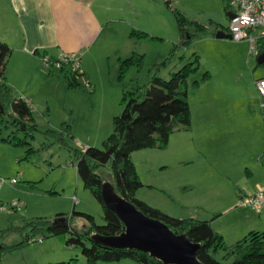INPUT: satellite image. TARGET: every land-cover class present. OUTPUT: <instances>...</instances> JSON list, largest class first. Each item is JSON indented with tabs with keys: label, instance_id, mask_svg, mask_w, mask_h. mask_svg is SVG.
<instances>
[{
	"label": "rangeland",
	"instance_id": "374dc122",
	"mask_svg": "<svg viewBox=\"0 0 264 264\" xmlns=\"http://www.w3.org/2000/svg\"><path fill=\"white\" fill-rule=\"evenodd\" d=\"M116 1L120 3V0ZM167 1L121 0V3L113 8L110 16L121 15L136 23V29L149 34L148 38H133L131 41L132 52L143 56V60L140 67L134 66L127 72L124 82L119 80L120 57L116 49L118 43H121L119 38L109 36L108 30L102 33L100 31L89 44L90 49L87 48L86 55L79 51L70 52L77 46L76 41H83L81 30L78 27L74 28L76 32L66 30L62 22L58 21L59 44L41 53H49V58L56 59L68 54L77 55L81 58V73L84 75L79 77L80 86L77 89H70L67 84L61 83L63 81L48 80L49 70L44 65L47 56L41 57L46 74L42 75L34 65L26 68L21 75L17 72V75L21 76L18 78L19 84L30 93L24 99L33 106L36 123L42 132L48 129L59 131L65 121L73 118V137L68 139L70 145L81 150L103 147L114 131L115 117L123 111L124 86L132 88L137 84L144 85L149 82L154 66L164 60L181 42L182 36L175 13L168 7ZM225 6V0H173V7L190 20L206 25L217 21L227 30L230 27V18ZM115 25L110 26L116 27ZM259 34L260 32H255V36ZM77 36L78 39L75 40ZM194 53H198L201 63L198 71L190 74L188 78L189 97L192 101L197 90L194 82L202 81L204 74L210 72L216 81L222 84L229 82L232 88L238 89L243 105L247 106L254 101L255 92L262 102L255 79L264 76V66L259 65L258 55L251 54V44L248 40L218 38L213 29L200 33L192 47L179 49L169 67L161 72V76L170 79L173 73L191 60ZM12 65L13 61L10 62L9 59V82L13 79ZM27 76L30 84L24 83ZM55 77L59 78L56 75ZM12 130L11 127L0 125V178L7 180L0 190V230L10 224H21L35 218L54 219L63 213L72 215L74 211L91 214L98 224H104V206L90 189L84 186L69 149L59 144L42 149L43 144L49 140L43 133H39L32 144L40 151L29 160L26 158L27 147L8 141L13 135ZM143 152L146 151H138L136 159H139ZM99 173L105 185L117 193L111 166L100 169ZM14 179L17 180L16 183L11 182ZM152 192L140 191L137 198L145 197L150 203L143 202L154 208H157L153 206L156 203L174 214L157 208L160 211L181 219L177 215L184 213L174 207L176 203H170L169 197L161 192ZM14 202L22 203L24 207L12 209L11 204ZM3 206L6 207L4 211L1 210ZM230 220L228 216L221 222L226 226ZM72 224L79 230L88 228V222L81 217H75ZM20 241V237L12 236L7 243L17 244ZM224 254L225 252L221 251L220 258ZM76 258L80 264L87 263L79 248L68 246L56 237L43 238L42 242L37 237L25 248L5 254L0 259V264H53ZM98 264L138 263L125 259L120 262L100 261Z\"/></svg>",
	"mask_w": 264,
	"mask_h": 264
},
{
	"label": "crops",
	"instance_id": "0c3cea01",
	"mask_svg": "<svg viewBox=\"0 0 264 264\" xmlns=\"http://www.w3.org/2000/svg\"><path fill=\"white\" fill-rule=\"evenodd\" d=\"M120 3L116 0H0V40L14 50L10 57V62L13 61L10 84L16 96L24 98L30 94L19 84L21 76L17 72L21 75L34 65L42 75L46 74L42 56L36 51H49L59 44L58 21L66 30L76 32L77 27L81 30L83 41H76L77 46L70 52L86 55L97 33L108 30L109 36H116L121 42L116 48L120 64L128 58L133 53L130 34L137 25L121 15L110 16ZM212 29L214 33L221 30L215 31L214 26ZM47 79L62 81L55 76ZM260 79L264 76L255 79L256 87ZM24 83L30 84L28 76ZM195 91L194 101L189 97L191 129L178 128L165 149L141 150L146 152L139 159H136L138 151L133 154L144 183L138 193L144 190L163 193L184 213L177 215L183 219H213L212 225L226 245L234 246L252 231L264 232V213L239 205L241 198L264 190L263 101L255 92L254 101L245 106L238 89L212 76ZM139 197L150 203L145 197ZM153 206L174 214L156 203ZM228 216L230 223L224 226L221 221Z\"/></svg>",
	"mask_w": 264,
	"mask_h": 264
},
{
	"label": "trees",
	"instance_id": "16d2710c",
	"mask_svg": "<svg viewBox=\"0 0 264 264\" xmlns=\"http://www.w3.org/2000/svg\"><path fill=\"white\" fill-rule=\"evenodd\" d=\"M225 1V9L229 14L228 0ZM167 5L175 13L182 36L181 42L164 60L154 66L149 82L144 85L137 84L132 88L124 86L123 111L115 117L114 131L102 148L88 147L81 150L69 144L68 139L73 137L75 121L73 118L65 121L59 131L40 130L30 103L16 96L9 82L8 61L14 50L0 40V125L13 129V135L8 141L17 146L27 147L26 158L29 160L40 151L32 144L39 133H43L49 140L43 144L42 149H48L55 144L67 147L84 186L90 189L104 206V224L101 225L96 222L93 215L74 211L72 215L63 213L54 219L35 218L21 224L6 226L0 230V259L5 254L25 248L37 237L42 240L56 237L68 246L79 248L87 260L86 264H98L100 261L120 262L125 259L134 260L138 264H165L148 253L107 247L93 239L94 233L110 237L125 231L119 216L109 210L103 200L104 179L99 170L110 165L117 192L148 217L164 222L175 233L186 234L192 242L201 244L202 248L198 256L205 264H264V232L252 231L234 246H228L223 236L214 229L213 219L202 221L195 218H175L137 198V193L144 187V183L133 161V154L144 149H165L170 137L178 128L191 129L192 110L188 78L200 68V56L194 53L191 60L173 73L170 79L163 78L161 72L169 67L179 49L192 47L200 33L209 32L213 26L215 31L222 29V26L214 21L206 25L190 20L179 9L173 7V0H168ZM226 31L229 32V29ZM130 36L141 40L148 38L149 34L132 29ZM258 47L260 56L264 54V38L259 39ZM36 54L46 57L40 51H36ZM49 60L53 62L48 69L49 76H58L70 89L79 88V77L84 73L73 70L69 63L62 65L61 70L57 72L55 63L59 58H49ZM142 60L143 56L137 53L122 60L119 80L124 82L127 72L134 66L140 67ZM261 66H264V63ZM210 77V72H206L202 81L196 80L194 85L197 87ZM75 217L84 218L88 222V228L79 230L74 227L72 222ZM12 236L20 237L21 241L17 244H8L7 240ZM221 251L225 254L220 258ZM53 264L80 263L76 258Z\"/></svg>",
	"mask_w": 264,
	"mask_h": 264
},
{
	"label": "water",
	"instance_id": "95a60500",
	"mask_svg": "<svg viewBox=\"0 0 264 264\" xmlns=\"http://www.w3.org/2000/svg\"><path fill=\"white\" fill-rule=\"evenodd\" d=\"M229 18H232V14H229ZM217 37L232 39L224 29L217 32ZM258 61L264 63V54L260 55ZM117 193L104 182L105 206L119 216L125 231L110 237L94 233L93 239L107 247L148 253L165 264H205L198 256L201 244L192 242L186 234L175 233L164 222L148 217Z\"/></svg>",
	"mask_w": 264,
	"mask_h": 264
},
{
	"label": "built area",
	"instance_id": "2783aa9c",
	"mask_svg": "<svg viewBox=\"0 0 264 264\" xmlns=\"http://www.w3.org/2000/svg\"><path fill=\"white\" fill-rule=\"evenodd\" d=\"M230 13L229 34L236 41L248 40L251 44V54L259 55L258 41L264 38V0H228ZM255 32H260L255 36ZM71 64L73 70L81 71V58L75 54L61 56L55 63V68L59 72L64 64ZM44 65L49 69L53 62L49 58L44 59ZM257 88L262 97L264 106V79L257 81ZM7 180L0 178V190ZM16 183L17 180L11 181ZM240 206L248 207L257 213H264V190L256 191L253 194L245 196L239 201ZM24 204L14 202L11 204L12 209L23 208ZM5 206L1 208L2 211ZM42 242V239H39Z\"/></svg>",
	"mask_w": 264,
	"mask_h": 264
}]
</instances>
